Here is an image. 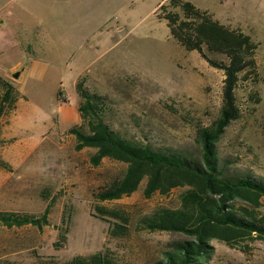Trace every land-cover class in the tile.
<instances>
[{"label":"rangeland","instance_id":"obj_1","mask_svg":"<svg viewBox=\"0 0 264 264\" xmlns=\"http://www.w3.org/2000/svg\"><path fill=\"white\" fill-rule=\"evenodd\" d=\"M93 1L0 0V75L6 78L17 73V67L20 71L29 66L18 92L13 94V102H6L3 111L2 126L9 124L15 109L27 126L21 137L24 162L7 168L0 161V210L42 215L50 206V222L43 228L33 224L0 225V264H65L76 255L104 250L114 253L117 264H151L164 255L170 242L188 237L141 228L139 220L159 207H179L189 186L147 197L145 178L130 195L105 201L95 197L128 165L109 157L94 165L91 156L96 148L76 149L77 139L70 128L82 124V119L53 131L60 134V143L53 146L46 141L33 149L38 138L54 124L61 83L74 95L75 84L68 74H82L77 83L84 80L85 88L103 97L99 110L111 127L160 149L200 157L198 128L211 125L220 115L225 71L212 66L197 50H187L172 35L162 16L169 11L180 12L179 7L167 0L158 10L159 19L151 13L154 0H105V25L88 28L90 37H95L98 30L105 31V46L89 53L97 40L79 38L81 25L73 27L71 15L91 7ZM231 4L242 23L245 20L251 24L234 27L242 28L257 43L258 70L257 74L246 73V78L239 81L236 94L240 117L226 128L217 146L229 174L264 181V0H231ZM53 11L61 17L62 25L73 27L60 31L62 38L67 36L72 42L62 50L53 47L54 51L41 55L40 64L48 70L44 76L31 75L33 52L29 50L36 47L27 45L35 43L39 15ZM209 54L226 61L223 54ZM17 63L21 65L14 68ZM58 96L65 104L70 102L64 91ZM78 97L81 103L83 99ZM71 101L75 103L74 96ZM64 113L71 114L69 104ZM19 128L16 130H24V126ZM1 130L0 126V134ZM96 205L127 210L129 233L113 238L109 222L98 216ZM257 211L264 214V197ZM66 231L67 240L57 247L55 243ZM211 243L215 246L212 262L264 264V238H246L235 246L217 239Z\"/></svg>","mask_w":264,"mask_h":264},{"label":"trees","instance_id":"obj_2","mask_svg":"<svg viewBox=\"0 0 264 264\" xmlns=\"http://www.w3.org/2000/svg\"><path fill=\"white\" fill-rule=\"evenodd\" d=\"M170 4L179 7L181 12L169 11L162 16L172 35L187 50H197L212 66L225 71L220 115L211 125L200 126L197 131L201 156L160 149L114 129L100 113L103 97L85 88L84 80L77 83V91L83 99L80 103L83 123L72 126L70 132L76 136V149H97L91 156L94 165H99L105 157L128 165L121 176L112 178L96 192L95 197L100 201L132 194L145 178L147 197L156 192L167 194L178 186L190 187L182 195L179 207H159L139 220V226L144 229L188 236L170 242L164 255L151 264H220L212 262L215 252L212 240L235 246L246 238H264V214L257 211L264 197V181L250 175L234 177L229 174L217 146L226 128L240 117L236 89L246 73L257 74L258 45L243 30L221 24L189 0H170ZM209 52L225 55L226 61L212 58ZM14 83L13 79L0 75V118L5 103L14 100ZM0 161L2 166L10 168L9 163ZM239 202L246 205H239ZM95 209L100 218L109 222L113 238L129 233L127 210L104 205H96ZM49 212V205L42 215L0 210V225L33 224L43 228L50 222ZM66 240L67 231L55 245L63 246ZM65 264H117V260L111 250H104L76 255Z\"/></svg>","mask_w":264,"mask_h":264},{"label":"crops","instance_id":"obj_3","mask_svg":"<svg viewBox=\"0 0 264 264\" xmlns=\"http://www.w3.org/2000/svg\"><path fill=\"white\" fill-rule=\"evenodd\" d=\"M167 0H154V3L152 5L151 13H154V15L159 18L158 16V10ZM191 1V0H189ZM193 1V0H192ZM191 1V2H192ZM195 5L202 10L206 12L207 15L212 17L214 20H217L221 24L235 29L234 25H251L248 21L243 20L246 23H242V21L238 17V13L236 10H232L230 6L231 0H201V2H195ZM75 13V12H74ZM71 17L75 20V25H81V33L79 35V38H87V40H97L95 46L90 47L87 52L93 53V51H97L99 49V46H105V31L97 32V35L95 37H90L88 33V28H91L92 25H97V29H100V25H105V0H94L91 4V7L88 6V8H82L80 9V12L76 15H71ZM161 19V18H159ZM126 20V19H124ZM70 25H62L61 17L59 18V14L55 11L53 12H44V15H39V24L35 28L34 32V41L35 43H29L27 46L32 48V46L36 47V50H29L32 51V55L30 60L32 63L30 73L29 74H40V76H44V74L48 70V66L41 65L40 62H43L42 58H40L41 55H46L48 52L54 51L53 47H59L61 49L62 47H67L70 45V39L65 36L62 38L60 31L61 30H67L73 28ZM94 29V28H92ZM242 29V28H241ZM243 30V29H242ZM244 31V30H243ZM99 34V35H98ZM71 38V37H70ZM97 48L96 50H93V48ZM62 50V49H61ZM31 53V52H30ZM87 54V53H86ZM21 65V63H17L15 67ZM29 68V66H25V68H21L20 71H18L19 67L16 68L15 71L19 73L18 77H15L13 73L12 76H8L6 78H11L15 81L14 85L16 87L15 92L17 91V87L20 84L21 78L25 76V71ZM13 68V69H14ZM14 71V72H15ZM24 75V76H23ZM82 74H76V75H67V77H72L73 83L75 84V90L73 92L74 95H72L70 92L67 91V88L65 87L64 83L62 82L58 91H57V112L54 116V124L52 127L47 128V130L44 131L42 136L38 138L37 142L34 144L33 149L37 150L40 147H42L43 143L48 141L49 143H53V146L57 143L61 142V136L59 133H55V129H58L60 131L61 127L64 126L65 128L69 127L73 123H78L81 118V112H80V101H79V93L77 91V79ZM64 91L70 100L68 103H64L62 100L59 99L60 92ZM2 93V89L0 88V95ZM74 96L75 103H71V98ZM69 104V107L71 108V114L66 115L64 113V110L66 108V105ZM2 118L3 115L0 118V126H1V134H0V140L3 142H0V157L3 161L9 163L10 168H16L17 165L22 164L24 162L23 156L21 154L22 147L24 144V138L23 135H25V129L27 126V122H25L24 119L19 118L18 113L15 109L14 115L11 117L10 122L7 126H2ZM19 126H24V130L17 131L16 129H20ZM23 128V127H22ZM49 149L52 148V146L49 145ZM86 148V147H85ZM97 150V149H96Z\"/></svg>","mask_w":264,"mask_h":264},{"label":"water","instance_id":"obj_4","mask_svg":"<svg viewBox=\"0 0 264 264\" xmlns=\"http://www.w3.org/2000/svg\"><path fill=\"white\" fill-rule=\"evenodd\" d=\"M19 73L14 74L15 77H18Z\"/></svg>","mask_w":264,"mask_h":264}]
</instances>
